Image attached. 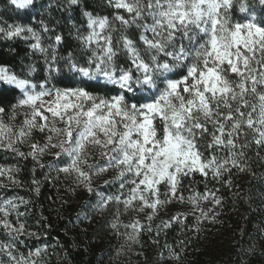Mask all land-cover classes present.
Returning <instances> with one entry per match:
<instances>
[{
    "label": "trees",
    "instance_id": "trees-1",
    "mask_svg": "<svg viewBox=\"0 0 264 264\" xmlns=\"http://www.w3.org/2000/svg\"><path fill=\"white\" fill-rule=\"evenodd\" d=\"M192 1L0 0V264H264V0H224L213 27ZM246 14L263 35L244 47ZM135 80L163 101L146 136H74L38 102L134 104Z\"/></svg>",
    "mask_w": 264,
    "mask_h": 264
},
{
    "label": "rangeland",
    "instance_id": "rangeland-1",
    "mask_svg": "<svg viewBox=\"0 0 264 264\" xmlns=\"http://www.w3.org/2000/svg\"><path fill=\"white\" fill-rule=\"evenodd\" d=\"M19 6L26 5L28 0H12ZM224 0H193L188 10L189 17L197 25H215L213 15L216 9ZM263 35V26H261L253 15L246 14L240 23L234 27L232 42L235 45L247 47L254 39H259ZM160 70L157 69L156 75L160 76ZM201 81L204 87L213 94L220 93L224 88L220 85L218 76L210 69L201 72ZM77 78H92L101 80V73H95L93 76L87 73H79ZM107 82H113L118 86L129 87V75L125 74L118 80L104 79ZM134 82V81H132ZM143 81L138 83L135 80L133 89L129 88L131 94H142L134 104L126 103L122 98L112 100H102L97 102L95 110L85 112L83 110V100L79 99V90L66 91L55 87L46 89L40 95L39 105L58 119L66 118L69 120L70 134H84L86 130L94 129L102 134L108 135L114 133L119 124L127 125L133 123L135 127L141 128L146 136L152 128L153 122L158 121L163 114L162 96L156 92L149 94L141 86ZM177 82H168V90L172 91L177 87ZM139 102V103H138ZM168 149L177 147L174 137L168 136Z\"/></svg>",
    "mask_w": 264,
    "mask_h": 264
}]
</instances>
